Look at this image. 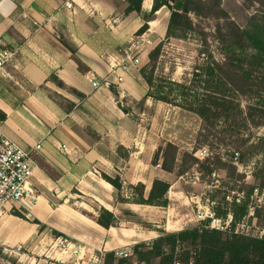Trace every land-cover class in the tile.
I'll use <instances>...</instances> for the list:
<instances>
[{
	"label": "crops",
	"instance_id": "crops-1",
	"mask_svg": "<svg viewBox=\"0 0 264 264\" xmlns=\"http://www.w3.org/2000/svg\"><path fill=\"white\" fill-rule=\"evenodd\" d=\"M152 3L127 15V0H0V57L12 53L0 73V114L4 132L31 152L39 195L34 203L0 201V264H93L137 237H157L141 223L159 207L137 203L134 187L144 184L147 193L155 178L172 174L152 165L159 139L150 140L144 121L149 110L154 118L172 107L188 111L146 98L139 70L167 40L170 15L162 19V8L137 36ZM133 42L140 66L115 67ZM103 174L120 176L125 203ZM103 208L116 218L109 228L97 221Z\"/></svg>",
	"mask_w": 264,
	"mask_h": 264
},
{
	"label": "trees",
	"instance_id": "trees-1",
	"mask_svg": "<svg viewBox=\"0 0 264 264\" xmlns=\"http://www.w3.org/2000/svg\"><path fill=\"white\" fill-rule=\"evenodd\" d=\"M143 1L127 0L124 13L140 14ZM223 5L224 0H153L151 10L144 14L145 23L136 33L137 36L143 35L149 29L148 23L162 8L170 14L167 40L185 39L196 32L200 34L201 26L194 23L191 14L217 21L214 41L221 58L216 57L214 50H205L207 61L196 68L189 83L157 76L164 42L150 51L149 62L139 70L148 88L146 98L178 106L201 119L193 152L180 153L179 147L171 142H165L157 149L152 165H159L169 174L183 175L193 165L208 174L229 167L235 170L219 155L203 161L192 158V155L212 137L222 146L236 150L238 159L244 163L245 149L253 131L264 127V0H243L244 10L249 14L241 23ZM114 92L119 95L116 90ZM243 99L248 101L247 104H243ZM0 117L4 116L0 114ZM103 178L112 184L118 202L125 203L120 176L113 178L103 174ZM256 180L257 186L243 185L239 189L246 191L247 201L233 202L228 211L216 207L217 217L225 219L229 213L232 215L229 231L210 228L209 220L176 232L159 228L157 237L151 242L135 245L133 256L118 258L111 251L103 257L102 264H264V236L235 233L237 223L248 214V201L254 190L264 188V167L259 169ZM171 184L169 180L155 178L147 193L146 186L138 184L134 187L138 195L136 202L166 208ZM97 221L105 228L116 224L114 214L104 208ZM2 256L0 248V258Z\"/></svg>",
	"mask_w": 264,
	"mask_h": 264
},
{
	"label": "rangeland",
	"instance_id": "rangeland-1",
	"mask_svg": "<svg viewBox=\"0 0 264 264\" xmlns=\"http://www.w3.org/2000/svg\"><path fill=\"white\" fill-rule=\"evenodd\" d=\"M223 6L240 23L245 19L246 14H249L244 10L243 0H224ZM168 12L167 9H164L161 18H166ZM191 17L196 25L201 26L203 33L201 31L200 34L198 32L192 33L185 39L164 40V48L156 74L167 75L175 81L189 83L196 68L207 61L205 50H214L217 54L216 57L221 58L216 49L217 43L214 41L217 21L198 18L193 14ZM242 102L245 105L248 101L243 99ZM172 108L171 111L164 113L161 117H157V113L155 118L153 116L156 109L154 111L149 110L144 121V127L146 126L149 130L150 140L154 137L158 138V144L161 146L167 142L168 137L177 142L180 153L193 152L201 127V119L191 112L180 110L176 113V111H172ZM154 132L159 137L153 135ZM263 143L264 127L253 131L249 145L245 149V161L242 163L240 158L238 159L236 150L231 146H222L219 141L210 137L209 142L197 149L192 158L203 161L209 156L219 155L227 162L228 166H234L235 170L229 167L228 170L217 169L213 174H208L202 171L198 165H193L183 175H170L169 179L172 185L168 193L169 205L166 208L155 209L154 212L157 213L148 215L142 221L144 231L153 230L157 233V228L153 226V222H157L160 228L169 232L190 228L202 222L198 220L200 211H206L210 207H215V212L216 207L221 208L222 211H228L233 202L243 203V201H247L246 191H239V189L243 185H258L256 174L260 168L264 167ZM248 202V214L237 223L235 233L264 236V188H256ZM218 219L224 225V230H226V226L231 227L232 215L230 213L225 219L219 217ZM229 229L227 230L229 231ZM144 238L137 237L134 240L136 244L152 241H146Z\"/></svg>",
	"mask_w": 264,
	"mask_h": 264
},
{
	"label": "built area",
	"instance_id": "built-area-1",
	"mask_svg": "<svg viewBox=\"0 0 264 264\" xmlns=\"http://www.w3.org/2000/svg\"><path fill=\"white\" fill-rule=\"evenodd\" d=\"M67 6L68 8L73 7L71 3H68ZM1 44L2 42L0 40V46ZM141 50V46L133 42L129 47L121 50L123 57L120 62H116L115 67H121L124 71H129L132 67L138 68L141 64L139 56ZM11 57L12 53L10 51H2V56L0 57V73L2 75L6 74L5 64ZM89 80L94 85H99L94 76H90ZM118 81L122 82L123 78L119 77ZM3 125L4 119L0 117V201L2 203L12 202L14 204H20L27 200L30 203H34L39 198V195L31 184L35 167L31 152L13 141L4 132ZM198 220L202 222L209 220L208 226L210 228L222 231L229 229L226 226V230H224V225H222L221 220L216 216L215 207H210L206 211H200L198 213ZM135 245H125L113 252L118 258H128L133 256ZM67 246L68 241L66 239L59 240V248L65 249ZM93 264H102V258L95 259Z\"/></svg>",
	"mask_w": 264,
	"mask_h": 264
}]
</instances>
